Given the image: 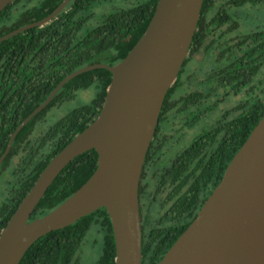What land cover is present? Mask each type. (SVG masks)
<instances>
[{"label":"trees","instance_id":"1","mask_svg":"<svg viewBox=\"0 0 264 264\" xmlns=\"http://www.w3.org/2000/svg\"><path fill=\"white\" fill-rule=\"evenodd\" d=\"M63 1L16 0L0 13V37L41 21ZM112 2H116L112 11L96 13L99 6ZM158 2L71 0L49 24L1 42L0 158L17 127L67 76L87 66L113 67L124 60L147 29ZM255 9L264 12V0L203 1L189 50L191 83L212 86V90L217 86L228 87L225 94H235L236 90L231 88L242 79L244 89L250 90L238 109L231 112L234 117L215 129L216 136L203 138L202 146L191 150L195 163L194 192L191 193L194 207L182 216L178 206L173 205L164 218H158L156 210L151 209L148 220L141 222L142 264L161 262L194 221L221 182L227 166L264 116V29L244 31L239 14L254 16ZM111 78L106 69H95L73 78L18 133L0 167V234L49 162L97 118ZM182 84L180 79L169 90L167 98ZM88 90L94 91L92 101L81 102L68 110L42 137H31L43 124H38L39 120L53 107L70 105L79 93ZM207 144L212 147L203 149ZM97 165L95 150L75 158L49 187L31 219L51 212L68 199L90 179ZM141 195L140 188V200ZM91 233L94 243L98 237L101 239V253L94 264H115V240L105 208L40 238L19 264H79L78 255Z\"/></svg>","mask_w":264,"mask_h":264},{"label":"water","instance_id":"2","mask_svg":"<svg viewBox=\"0 0 264 264\" xmlns=\"http://www.w3.org/2000/svg\"><path fill=\"white\" fill-rule=\"evenodd\" d=\"M16 0H0V13ZM71 0L41 21L0 37V43L49 24ZM204 0H159L134 48L111 67L95 64L67 76L11 135L18 133L73 78L106 69L112 74L102 109L82 133L41 172L0 234V264H19L40 238L105 208L116 248L115 264H142L139 185L159 114L189 55ZM95 150L90 179L51 212L31 219L58 175L78 156ZM159 264H264V116L227 166L221 182Z\"/></svg>","mask_w":264,"mask_h":264},{"label":"flooded vegetation","instance_id":"3","mask_svg":"<svg viewBox=\"0 0 264 264\" xmlns=\"http://www.w3.org/2000/svg\"><path fill=\"white\" fill-rule=\"evenodd\" d=\"M183 67L173 87L180 79L183 84L169 98L166 96L144 161L139 185L142 193L139 199L141 222L148 220L151 209L156 210L158 218H164L173 205L178 206L182 216L194 207L191 193L194 192L195 163L191 150L195 146L201 147L203 138L216 136L215 129L234 117L231 112L238 109L250 90L244 89L242 79L236 82L235 88H231V91L236 90L235 94H225L228 87L217 86L212 90V86L191 83V51ZM64 106H55L46 113L38 122L45 125L35 129L31 137L45 135L53 124H48L49 118L56 116L54 122L62 118L52 115V112ZM211 147L207 144L203 149Z\"/></svg>","mask_w":264,"mask_h":264},{"label":"rangeland","instance_id":"4","mask_svg":"<svg viewBox=\"0 0 264 264\" xmlns=\"http://www.w3.org/2000/svg\"><path fill=\"white\" fill-rule=\"evenodd\" d=\"M117 2V1H116ZM116 2H112L109 4H103L99 6L97 10V14H102V12H106L105 10L112 11V8ZM239 14L242 17V29L247 32H251L253 28H259L264 29V12H261L260 9H255L254 16H246L245 12H239ZM99 16V15H97ZM94 98V91L88 90L86 92L79 93V95L76 97V99L69 105H66V107H62L59 111H53L52 115H57L58 118L62 117L68 110L74 109L75 107H78L81 102L82 103H89ZM52 118H49L48 124L51 125L54 123V121L57 119L56 116H51ZM45 125V123L43 124ZM42 125V127H43ZM45 128V127H44ZM85 241V240H84ZM95 242L94 234L91 233L88 235L85 245L83 249L80 251L78 257H79V264H94L101 253V239L98 237L97 242Z\"/></svg>","mask_w":264,"mask_h":264}]
</instances>
